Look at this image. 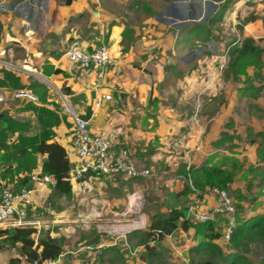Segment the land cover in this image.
<instances>
[{
	"label": "crops",
	"instance_id": "crops-1",
	"mask_svg": "<svg viewBox=\"0 0 264 264\" xmlns=\"http://www.w3.org/2000/svg\"><path fill=\"white\" fill-rule=\"evenodd\" d=\"M65 1L0 0V51L12 49L9 57L20 70L0 67V94L6 99L0 103V115L6 114L16 126L4 131L0 124V189L25 188V177L41 173L46 155H36V167L28 173L17 170L15 152L18 145L29 150L27 140L41 133L42 127L36 117L41 109L52 112L58 119L51 128L54 137L49 142H56L65 149L71 171L77 166L71 147L73 125L61 106V96H65L88 122L92 133L109 135L113 152L128 150L131 159L142 169L153 171L157 168L162 172L168 167L169 171L178 168L177 175L165 176L167 181L172 179L175 189L174 186L170 189L177 195V204L170 210H186L196 198L195 194L179 196L183 188L179 169L215 165L237 168L229 192L235 201L236 226L264 215V3L257 0H157L158 5H177L181 15L198 19L193 26L181 31V36L185 35V38L182 36L184 42L178 40L174 51H189L194 53V58H200L206 50L203 57L214 61L196 66L187 59L178 67L182 70L180 78L162 81L163 71L157 65L164 61L161 59L153 65L149 58L159 54L156 48L163 50V44L144 46L146 43L143 40L142 44L141 40L147 32L152 34L153 31L146 28L143 35L138 27H128L125 17L120 19L119 15L111 14L108 0H70L68 4ZM204 6L206 9L202 11ZM223 22L235 25L234 38L237 40L228 47L221 74L216 67L219 69L222 59L217 58V54L207 55V52L214 53L216 43L224 45V33L220 35L221 30L215 27L222 26ZM209 23L211 26L207 25ZM78 38L89 50L99 47L98 44L109 48L115 67L106 69L102 79L97 78L96 70L83 69L67 60V42ZM244 39L252 40L262 50V63L259 68L246 67L245 75L233 78L228 69L230 52L233 47H240ZM182 45L186 46V51L182 50ZM169 46L172 47L171 43ZM143 54L147 55L145 60ZM173 66L171 63L170 67L175 70ZM198 68L202 73L198 72L195 82L193 77H183L191 75L189 69L196 72ZM184 69L188 72L183 73ZM181 78L183 97L187 100L179 101V106L173 104L174 98L170 95L173 89L165 92L167 96L158 94V90L167 80L168 85ZM18 91L30 93L35 101L16 98ZM106 94H112L115 102L102 100ZM97 101H100L98 106L95 105ZM32 107L37 108L36 112ZM19 136L25 143L17 144ZM147 152L146 164L149 165L145 166L142 161ZM27 186H30L29 180ZM51 187V183L43 186L33 199L35 206L40 197H48ZM133 195L129 197L128 208L135 204V193ZM239 196L240 201L237 200ZM202 198L204 208L216 206L212 195L205 193ZM215 221H218L220 234L223 233L225 217L219 216ZM216 243L224 254H238L246 259V264H252L247 253L236 252L239 247L226 246L221 238ZM13 249L18 254L11 255L8 262L20 259L17 264H26L18 247Z\"/></svg>",
	"mask_w": 264,
	"mask_h": 264
},
{
	"label": "rangeland",
	"instance_id": "rangeland-1",
	"mask_svg": "<svg viewBox=\"0 0 264 264\" xmlns=\"http://www.w3.org/2000/svg\"><path fill=\"white\" fill-rule=\"evenodd\" d=\"M108 1L109 7L112 9L111 14L119 15L120 19L122 16L125 17V24L128 27H138L143 35L146 28L153 31L152 34L147 32L148 35L145 34L141 38L142 44L143 40L146 43L144 46L153 45V43L159 44L160 42L163 44V50L156 48L159 50V54H152L149 58V63L153 65L161 62V59L164 61L157 65L158 68L162 66L160 68L163 71L162 81L180 78L179 72L182 70L178 67L187 59L192 60L196 66H201L204 62H214L212 59L203 57L206 55V50L202 52L200 58H194V53L187 52L184 45H182V50L186 52L174 51L177 41L182 40L181 31L193 26V22L198 21L197 18L193 19L191 16L181 15L179 6L170 3L169 5L164 3L158 5L159 1L157 0ZM257 1L264 3V0ZM99 9L102 10L100 5ZM205 9V6L202 7V11ZM221 24L222 26L215 25V27L221 30L220 35L224 33V40L218 38V41L221 42L222 40L224 45L218 46L219 43H216L214 45L215 52H207V55L208 53L217 54L215 56L220 60L222 59L219 69L217 67L216 69L222 71L220 73L223 74L228 47L237 39L234 38L235 25H230V22ZM207 25L209 26L210 23ZM38 26L40 30V24ZM231 31L232 34L230 35ZM74 40L80 41L81 39ZM74 40L69 39L67 45H70ZM162 40H166V42H162ZM170 43L172 47L169 46ZM195 46V44L192 45L193 48ZM173 52L177 54L172 56ZM167 56L168 58L165 59ZM142 57L145 60L147 55L143 54ZM171 63H173L175 70L171 68L172 66L170 67ZM187 72V69L183 70V73ZM189 72H192L191 75H183V77H193L194 82L195 78L198 77V72L202 73L199 68L196 72L189 69ZM167 81L163 87L159 88L158 94L167 96L165 92L173 89V93L170 94L174 98L173 104L187 100V97L184 98L182 93V78L177 83L168 85ZM61 91L65 93L64 89ZM144 155L146 156L142 162L148 166L149 164L146 162L149 153ZM153 169V172L156 171L154 174L159 178L158 180H155L157 178L128 179L124 176L97 177L94 181L88 182L87 185L71 182L73 194L70 198L62 197L50 203L47 201V196L40 197V202L36 204L35 210L29 215L40 222L39 226H35L38 230L36 238L40 231H44L48 232L51 238L58 240L63 246L62 262L64 264H147V262L141 261L140 255L143 252H141L142 245H139L138 238H133L130 241L129 236L135 231H147L149 220L153 214L158 211L168 212L177 204V195L173 193L174 190L170 189L171 186H174L171 184L172 179L169 178L167 181L165 176L177 175L178 168L175 171H169L171 168L168 167V170L162 172H159L157 168ZM4 189L6 187L0 189V194ZM134 193L135 204L132 208H128L129 197L134 196ZM189 219L193 221V219ZM180 220L178 225L181 223ZM6 228L8 227L0 225V229ZM151 245L154 246L156 254L154 264H200L207 259L211 260L213 264H226L219 257H210L207 252L191 254L189 252V247L193 245L191 237L181 229L175 231L170 237L156 241ZM110 247L117 249L122 257H119L117 251H112ZM238 249L236 252L239 254L240 252L247 253L246 256L252 264H264V241L251 237L244 241ZM17 254V250L9 246L3 238H0V264H2L1 260L3 264H12L8 261L11 255Z\"/></svg>",
	"mask_w": 264,
	"mask_h": 264
},
{
	"label": "trees",
	"instance_id": "trees-1",
	"mask_svg": "<svg viewBox=\"0 0 264 264\" xmlns=\"http://www.w3.org/2000/svg\"><path fill=\"white\" fill-rule=\"evenodd\" d=\"M65 3H70V0H66ZM261 60L262 50L255 46L252 40L244 39L240 47H233L230 52L228 69L231 71L233 78H235L245 75V69L248 66L254 65V67L259 68L261 66L260 63H262L260 62ZM32 108L36 112L37 108ZM36 117L42 127L41 133L39 136L27 140L30 145L29 150L28 147L20 148L19 145L15 148V152L18 155L17 170H26V172L30 173L36 167V155H46L41 166V173L51 176L54 181L47 201L53 203L62 197L70 198L73 193L69 180L71 165L67 153L58 143L49 142L54 137L51 128L57 124L58 119L52 112H47L43 109L39 110V114ZM0 124L3 126L4 131L16 127L15 123L6 114L0 115ZM22 143H25V139L19 136L17 144ZM236 170L237 168L226 169L215 165L202 166L200 168L191 166L187 169L182 166L178 172L184 179L183 188L179 196L187 197L188 195L195 194L192 187L200 193L204 192L206 188H216L229 194L231 184L236 176ZM89 176L90 174L87 175V178ZM23 180V183L27 180L25 186L28 187L29 178L25 177ZM237 200L240 201L241 197L239 196ZM186 211L187 209H172L168 212L158 211L151 216L147 231H135L129 236L130 241L133 238H138L139 245H142L141 252L143 253L140 255L141 261L143 260L147 264H154L156 254L155 248L151 244L171 236L175 231L181 229L186 233L190 232L192 244L196 243L194 247H190L189 249L191 254L207 252L210 257H219L226 264H246V259L242 256L238 254H224L222 248L217 245L216 242L220 238L222 243L225 244L222 233L220 234V229H218V221L202 223L197 220H188L185 218ZM179 220L181 223L178 225ZM37 234L38 230L34 227L0 229V238H3L12 248L18 247L19 255L26 264L54 260L63 254L62 244L55 238H51L48 232L40 231L36 238ZM251 237L264 241V215L255 216L235 226L230 242L226 246L230 245L238 248ZM143 247L145 248L144 250ZM110 248H112V251H117L114 247ZM117 254L119 257H122L119 251H117ZM20 261V259H11V262L15 264ZM200 264H213V262L207 259Z\"/></svg>",
	"mask_w": 264,
	"mask_h": 264
},
{
	"label": "built area",
	"instance_id": "built-area-1",
	"mask_svg": "<svg viewBox=\"0 0 264 264\" xmlns=\"http://www.w3.org/2000/svg\"><path fill=\"white\" fill-rule=\"evenodd\" d=\"M11 54L12 49L10 48L0 51V67L20 72L9 57ZM66 57L70 63L76 64L83 69L96 70L98 79L103 78L106 69L115 67V61L108 47L99 46L89 50L88 46L79 40H74L68 46ZM159 68H162V66ZM15 97L35 101V97L26 91H18ZM5 100V97L0 94V103L5 102ZM102 100L115 102L111 94L102 96ZM99 103L100 101H97L95 105L98 106ZM61 106L63 113L70 118L73 125L71 147L77 158V166L71 171L70 182L87 185L88 182L94 181L97 177L116 176L137 180L157 178L154 174L155 172L139 168L135 161L131 159L128 150L122 149L118 153L113 152L111 150L112 140L109 135L103 132L92 133L88 122L80 117L65 96H61ZM94 116L95 114H93ZM88 174L90 176L87 178ZM47 183L54 184L51 176L42 173H31L29 175V187L19 190H3L0 194V225H5L8 228H36L35 226H39L40 222L29 215L35 210L34 197L39 194ZM192 190L195 192L196 198L187 207L185 218L205 223L207 221H215L219 216L225 217L226 221L223 225L222 238L225 244H229L233 229L236 226L234 219L236 208L233 197L227 192L216 188H206L202 193L193 187ZM205 193L215 198L216 206L214 208H204L202 197ZM262 194L264 197V188L262 189ZM63 256L60 255L54 260L34 262L32 264H64L62 262Z\"/></svg>",
	"mask_w": 264,
	"mask_h": 264
},
{
	"label": "bare ground",
	"instance_id": "bare-ground-1",
	"mask_svg": "<svg viewBox=\"0 0 264 264\" xmlns=\"http://www.w3.org/2000/svg\"><path fill=\"white\" fill-rule=\"evenodd\" d=\"M134 199H135V197H134ZM133 198H132V200H134Z\"/></svg>",
	"mask_w": 264,
	"mask_h": 264
}]
</instances>
